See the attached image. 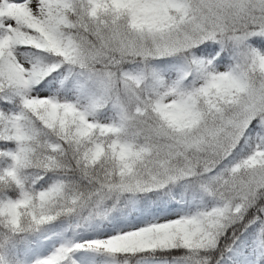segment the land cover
I'll list each match as a JSON object with an SVG mask.
<instances>
[{"label": "snow or ice", "instance_id": "obj_1", "mask_svg": "<svg viewBox=\"0 0 264 264\" xmlns=\"http://www.w3.org/2000/svg\"><path fill=\"white\" fill-rule=\"evenodd\" d=\"M262 49L264 0H0V264L158 250L184 252L164 264H233L239 245L261 264ZM166 59L174 77L155 65ZM181 185L195 211L76 241ZM61 224L49 255L22 256Z\"/></svg>", "mask_w": 264, "mask_h": 264}, {"label": "trees", "instance_id": "obj_2", "mask_svg": "<svg viewBox=\"0 0 264 264\" xmlns=\"http://www.w3.org/2000/svg\"><path fill=\"white\" fill-rule=\"evenodd\" d=\"M264 50V49H262ZM22 53H25L29 56H31L32 59H41V60H46L47 58L45 57L44 54L42 53H37L35 50H24ZM227 62V61H226ZM178 61L166 59V60H161V61H156L155 65L158 70L162 71L165 70V74L173 73L175 72V68L173 67L174 65L178 66ZM0 109H4V101L0 100ZM7 110L9 111H15V105L14 104H9L7 106ZM4 166V162L0 160V167ZM47 179V178H46ZM43 183V182H41ZM158 194H148V197L151 198V204L152 207H156V204L159 203L162 205V207L158 211H154L148 215H145L146 218H157L160 214L170 212L171 210H174L175 208H181L184 209L186 213H191L197 209V207L200 206V198L199 194L196 193L194 194L193 190L191 188L185 189L182 185L181 186H176L172 189V197L174 199H170L168 196H163L162 199H157ZM144 200H141L140 203H144ZM128 209H124V212L127 213ZM114 215H119V213H114ZM134 215V213H133ZM127 216V221H129V218L131 217ZM127 223V222H125ZM122 223V224H125ZM121 224V225H122ZM113 226L112 223L109 222H104L103 224L95 225L91 228H89L86 231H95L98 229H101L105 226ZM120 225V224H119ZM117 226V225H116ZM66 227V225H54L50 229L48 235H54L53 232L55 233H61L62 229ZM253 230L249 229V233H251ZM85 232V230L80 231ZM229 234H231V230L229 231ZM237 235H239V232H237ZM247 235V234H246ZM65 238H72V233L67 232L64 233ZM76 237V236H75ZM38 241L33 239L32 243L29 245H21L20 252L22 256H28L32 252L37 251L38 249ZM228 243H231V240L227 241ZM234 251L236 252H249L250 248L245 247L243 245H239ZM184 252L183 250H174L172 252H165V251H156V252H149V253H141L137 254L134 256H118L115 258V264H141V263H146V264H164L165 260H168L169 262L171 261L172 257L174 256H181L183 255ZM228 254H226L227 257ZM100 260L103 264H113L114 261L111 257H106V256H100ZM264 262V261H263ZM225 264H228L227 258L225 261Z\"/></svg>", "mask_w": 264, "mask_h": 264}, {"label": "rangeland", "instance_id": "obj_3", "mask_svg": "<svg viewBox=\"0 0 264 264\" xmlns=\"http://www.w3.org/2000/svg\"><path fill=\"white\" fill-rule=\"evenodd\" d=\"M21 58L25 61L32 59L29 55L25 53H21ZM227 63V62H226ZM164 73L165 70H163ZM173 77L175 76V72L170 73ZM167 75V74H166ZM42 91L48 92L51 94L48 88L43 89ZM54 91V90H53ZM71 98V97H70ZM186 214L184 209L181 208H175L174 210H171L170 212L160 214L157 218H146L145 216L141 217L139 221H133V216L129 218V221L131 223H125L120 224L117 226H105L101 229L95 230V231H85L78 233L75 237L76 241L83 242L85 240H91V239H106L109 235H115L119 231H127L131 230L134 227H143L144 225L151 223V222H164L167 219H175L178 218V216ZM135 215V213H134ZM51 238H44L42 237L38 241V249L36 252L31 253L27 256V259L31 262L34 261L37 258H42L44 256H47L51 253L52 249L55 246H58L60 236H50ZM251 249L249 252H236L233 251L231 253V259L233 261V264H252L254 260V256L250 255ZM84 254L80 253L77 256L78 261L81 257H83ZM87 264H103L100 260V256H89ZM146 264V263H141ZM261 264H264L263 261H261Z\"/></svg>", "mask_w": 264, "mask_h": 264}]
</instances>
